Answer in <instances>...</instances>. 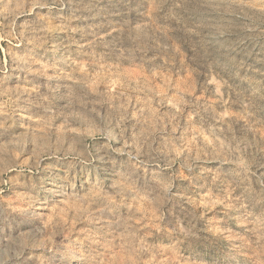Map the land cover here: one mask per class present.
<instances>
[{
  "label": "rangeland",
  "instance_id": "374dc122",
  "mask_svg": "<svg viewBox=\"0 0 264 264\" xmlns=\"http://www.w3.org/2000/svg\"><path fill=\"white\" fill-rule=\"evenodd\" d=\"M0 264H264V0H0Z\"/></svg>",
  "mask_w": 264,
  "mask_h": 264
},
{
  "label": "bare ground",
  "instance_id": "6f19581e",
  "mask_svg": "<svg viewBox=\"0 0 264 264\" xmlns=\"http://www.w3.org/2000/svg\"><path fill=\"white\" fill-rule=\"evenodd\" d=\"M57 189V188H56Z\"/></svg>",
  "mask_w": 264,
  "mask_h": 264
}]
</instances>
